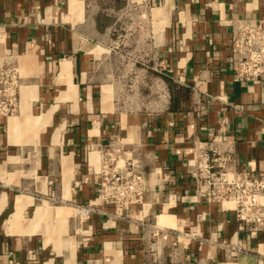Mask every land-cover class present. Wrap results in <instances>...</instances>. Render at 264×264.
<instances>
[{
  "label": "crops",
  "instance_id": "0c3cea01",
  "mask_svg": "<svg viewBox=\"0 0 264 264\" xmlns=\"http://www.w3.org/2000/svg\"><path fill=\"white\" fill-rule=\"evenodd\" d=\"M263 17L264 0H0V64L21 76L0 116V264H264V228L189 175L199 147L264 171V81L231 60L233 24ZM108 151L145 173L138 204L99 198Z\"/></svg>",
  "mask_w": 264,
  "mask_h": 264
},
{
  "label": "built area",
  "instance_id": "2783aa9c",
  "mask_svg": "<svg viewBox=\"0 0 264 264\" xmlns=\"http://www.w3.org/2000/svg\"><path fill=\"white\" fill-rule=\"evenodd\" d=\"M231 60L236 81H264V17L233 24ZM20 79L18 68L0 64V116L9 117L18 111ZM210 151L199 147L190 162L189 175L196 195L207 202L232 203L242 228L256 234L264 228V171L231 169L229 156ZM146 184L145 173L137 162L119 167L114 152L105 153L98 184L99 198L104 203L114 204L118 210L138 204ZM93 211L82 207L85 218Z\"/></svg>",
  "mask_w": 264,
  "mask_h": 264
},
{
  "label": "trees",
  "instance_id": "16d2710c",
  "mask_svg": "<svg viewBox=\"0 0 264 264\" xmlns=\"http://www.w3.org/2000/svg\"><path fill=\"white\" fill-rule=\"evenodd\" d=\"M167 79H168V81H169V83H170V85H171V88H172L173 90L175 89V87H178V85H177L175 82H173L170 78H167ZM180 89L182 90L183 87H181ZM185 90H186V89H185ZM188 93H189V90H186L185 93H178V96H177V98H176V100H175V104L177 105L178 102H179V100H180L182 97H184V96H188ZM183 94H184V96H183Z\"/></svg>",
  "mask_w": 264,
  "mask_h": 264
}]
</instances>
